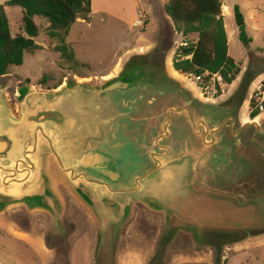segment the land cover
<instances>
[{
    "label": "rangeland",
    "instance_id": "1",
    "mask_svg": "<svg viewBox=\"0 0 264 264\" xmlns=\"http://www.w3.org/2000/svg\"><path fill=\"white\" fill-rule=\"evenodd\" d=\"M7 1L0 0V5ZM133 1L149 8L148 14L141 16L142 28L132 27ZM168 1H91L89 18L78 20L65 42L74 52L76 68L74 62L64 59L57 51L58 41L47 36V24L35 19L40 29L35 43L41 50L32 55L25 54L23 64L12 67L0 79L8 104L17 110V91L22 86H30L37 93L52 92L67 83L99 86L105 80L117 77L123 67L136 58L135 62L142 65L144 74H150L156 84L148 92L150 122L169 108H186L184 103L197 100L196 97L209 100L208 103L202 100L206 110H215L232 97L243 120L253 111L264 113V102L262 110L256 104L260 87L261 100H264V0H221L226 9L223 11L221 7L228 56L238 64L239 74L230 85L210 77L205 92H201L190 77L171 73L174 54L182 37L174 32L164 12ZM236 6L244 17L247 37L251 39L248 47L238 38L233 14ZM98 8L111 14L99 12ZM4 11L11 34L20 33L21 10L4 7ZM146 24L150 26L146 27ZM187 39L195 42L194 37ZM209 115L197 114L207 121L211 120ZM156 121L161 123L162 117ZM156 131L149 129V145ZM180 133H173L166 141L170 145L181 139V150L176 149L173 155L176 161L168 164L176 167V174L170 181L176 191L179 184L190 178L187 173L201 165L196 159L202 163L207 159L199 139ZM200 152L201 158L193 156ZM183 190L187 191L186 188ZM58 191L63 204L58 225L48 213L30 211L23 206L0 213V264H264V230L172 229L162 210L152 211L137 202L123 225L105 234L101 229L103 222L64 186L59 185Z\"/></svg>",
    "mask_w": 264,
    "mask_h": 264
},
{
    "label": "water",
    "instance_id": "2",
    "mask_svg": "<svg viewBox=\"0 0 264 264\" xmlns=\"http://www.w3.org/2000/svg\"><path fill=\"white\" fill-rule=\"evenodd\" d=\"M135 61L132 58L117 77L99 86L67 83L58 90L39 93L22 86L17 91V110L8 104L0 87V213L23 206L48 213L58 225L63 213L58 186L62 185L103 222L101 229L106 234L123 225L135 203L158 211L157 202L175 193L170 181L176 167L168 166L172 168L163 178L160 165L176 161L173 155L178 142L167 145L166 141L170 137V113L179 110H170L164 124L157 123L160 116L147 122L148 138L150 128L158 130L150 143V171L124 184L116 166L131 158L136 160L131 152L137 153L136 143L140 140L130 136L126 119H97L89 111L99 109L95 96L115 92H122V96L114 94L117 105L124 106L129 97H133L134 104L148 101L149 105L148 92L156 84ZM70 99H74L73 105L68 103ZM98 123L108 132L98 133ZM162 149L170 151L167 158L159 156Z\"/></svg>",
    "mask_w": 264,
    "mask_h": 264
},
{
    "label": "flooded vegetation",
    "instance_id": "3",
    "mask_svg": "<svg viewBox=\"0 0 264 264\" xmlns=\"http://www.w3.org/2000/svg\"><path fill=\"white\" fill-rule=\"evenodd\" d=\"M114 94L122 96V92ZM114 94L95 96L94 100L99 109L89 111L93 112L97 119L108 116L126 119L130 136L135 135L136 140H140V143H136L137 153L131 152V156L134 154L136 160L131 158L116 166V171L123 176L124 184L130 180L135 181L150 171V145L146 133L150 118L148 101L142 105L134 104L133 97H129L127 104L117 105L114 102ZM196 99L184 103L186 108H169L162 115H157L162 117L164 124V117L170 110H179L178 113H170L167 131L170 136L181 132V135L187 133L194 139H199L201 150L207 157L203 163L196 159V162L201 163L199 168L194 166L191 172L187 173L190 178L183 182L186 183L182 187L183 183L179 184V190L172 197L168 196L169 200L163 198L158 201V209L162 210L167 225L172 229L264 230V117H261L264 113L243 120L235 109L232 97L215 110L204 108L203 103H208V99ZM68 103L73 105L75 101L70 99ZM92 107H96L95 104ZM198 113L210 114L211 120L199 118ZM97 129L98 133L108 132L101 123H98ZM180 140L179 138L177 141L178 150H181L182 146ZM129 149L133 150L132 142ZM159 153L164 159L170 151L162 149ZM203 154L200 152L198 156H193L201 158ZM169 163L162 162L160 165L163 178L166 171L172 168L168 167L171 166ZM139 172L141 174L137 176Z\"/></svg>",
    "mask_w": 264,
    "mask_h": 264
},
{
    "label": "trees",
    "instance_id": "4",
    "mask_svg": "<svg viewBox=\"0 0 264 264\" xmlns=\"http://www.w3.org/2000/svg\"><path fill=\"white\" fill-rule=\"evenodd\" d=\"M4 7L21 10L20 33L12 35ZM221 0H169L164 12L175 32L183 38L194 37L195 43L177 50L172 67L175 72L201 75L205 72L218 74L224 85H230L239 74L238 64L228 56L227 37L221 15ZM91 14V0H8L0 5V79L9 69L23 64L25 54L41 50L35 43L40 29L35 19L46 24V34L58 41L57 51L75 63L73 50L66 39L77 20H87ZM239 41L248 47L244 17L236 6L233 10ZM190 57L189 59H187ZM76 68L78 64H73ZM82 67H86L82 65ZM258 112L253 111L254 117ZM48 248V246H47Z\"/></svg>",
    "mask_w": 264,
    "mask_h": 264
},
{
    "label": "built area",
    "instance_id": "5",
    "mask_svg": "<svg viewBox=\"0 0 264 264\" xmlns=\"http://www.w3.org/2000/svg\"><path fill=\"white\" fill-rule=\"evenodd\" d=\"M132 27L133 28H142V27H144V23L142 21L141 15H139V17L132 23ZM194 43L195 42L189 41L187 38H183L182 37V40L178 44V50L184 49V48H188L190 45H192ZM189 58L190 57H188L187 59H189ZM182 75H186V76L190 77L191 80L193 81V83L197 86V88L201 92H205V90L208 89L206 87V84H207L206 82H208V80L210 79V77H212V79L213 78H217L218 80L221 79L218 74L211 75V74H209L207 72H205V73H203L201 75H187V74H182ZM260 89H261V87L257 89L256 104H257V107L260 110H262L261 104L264 102V100H261V96L263 95V92Z\"/></svg>",
    "mask_w": 264,
    "mask_h": 264
},
{
    "label": "crops",
    "instance_id": "6",
    "mask_svg": "<svg viewBox=\"0 0 264 264\" xmlns=\"http://www.w3.org/2000/svg\"><path fill=\"white\" fill-rule=\"evenodd\" d=\"M92 2L94 1V0H91ZM131 8H132V13H133V18H132V21H131V24L139 17V15H143L144 13H145V15H147L148 14V12H149V8H148V6L146 5V4H144L143 6H138V3H137V1H133V5L131 6ZM99 10V12H107V13H109L108 11H106L105 9H103V8H98L97 9V11ZM91 12H92V10H91ZM109 14H111V13H109ZM132 15V14H131ZM169 21H170V19L169 18H167ZM78 21V20H77ZM77 21H76V23H77ZM75 23V24H76ZM170 23H171V21H170ZM172 24V23H171ZM148 26H150V24H146V27H148ZM173 26V25H172ZM73 27V26H72ZM72 29V28H71ZM71 31V30H70ZM175 32V31H174ZM175 33H177V32H175ZM69 34H70V32H69ZM177 35H180V34H178L177 33ZM181 36V35H180ZM68 37H69V35H68ZM67 37V38H68Z\"/></svg>",
    "mask_w": 264,
    "mask_h": 264
},
{
    "label": "bare ground",
    "instance_id": "7",
    "mask_svg": "<svg viewBox=\"0 0 264 264\" xmlns=\"http://www.w3.org/2000/svg\"><path fill=\"white\" fill-rule=\"evenodd\" d=\"M222 10L225 11L226 9L223 8V6H222ZM174 72H175V71L172 69V70H171V73L174 74ZM181 80H183V79H181Z\"/></svg>",
    "mask_w": 264,
    "mask_h": 264
}]
</instances>
